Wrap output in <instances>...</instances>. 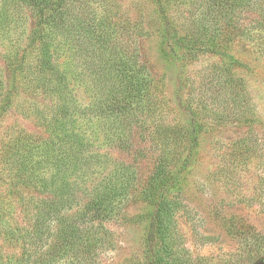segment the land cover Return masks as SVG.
Returning <instances> with one entry per match:
<instances>
[{
  "label": "trees",
  "instance_id": "1",
  "mask_svg": "<svg viewBox=\"0 0 264 264\" xmlns=\"http://www.w3.org/2000/svg\"><path fill=\"white\" fill-rule=\"evenodd\" d=\"M90 1L1 0L0 50L8 79L0 69V120L20 89L49 98L55 111L50 119L36 112L46 135L19 131L5 146L11 193L17 192L31 226L0 227L5 242L18 248H0V264H102L100 255L113 246L106 222L126 219L120 202L131 196L143 203L142 212L129 218L144 227L142 264H213L207 257L196 261L176 228L206 122L194 108L183 132L155 120V76L138 41L156 38L168 69L195 53L219 56L231 70L224 90L236 102L240 94L232 74L241 62L232 40L245 39L264 54V0H148L156 19L152 30L143 15L127 19L106 0H95L102 1L101 10L90 8ZM25 10L34 19L27 34L20 26ZM72 82H81L88 92L87 105L78 103ZM236 117L252 122L245 113ZM77 121L96 125L94 141L102 136L126 152L135 134L150 140L159 152L152 172L140 180L135 164L116 160L110 175L81 187L96 164L110 159L89 150L92 138L77 129ZM245 133L235 141L240 145L232 153L234 167L258 158L264 169V138L253 124ZM225 227L240 247L218 264H264L263 232L237 216L227 218Z\"/></svg>",
  "mask_w": 264,
  "mask_h": 264
},
{
  "label": "rangeland",
  "instance_id": "2",
  "mask_svg": "<svg viewBox=\"0 0 264 264\" xmlns=\"http://www.w3.org/2000/svg\"><path fill=\"white\" fill-rule=\"evenodd\" d=\"M106 2L127 19L133 20L143 15L146 27L151 30L156 23L152 4L148 0ZM89 6L101 10L102 1H90ZM184 12L186 14L187 11ZM23 14L20 26L27 34L34 19L28 10ZM179 15L183 17L181 13ZM138 44L155 76V96L159 100L155 120L183 132L187 129L190 108H194L200 119L206 122L203 143L184 194V207L177 214L176 228L182 246L196 261L207 257L213 264H218L237 253L240 247L238 238L230 235L225 227L227 218L237 216L238 220L244 219L264 233V169L258 163V158L238 167H234L231 159L234 148L240 145L235 142L236 138L246 136L245 130L250 125L253 124L260 140L264 138V54L245 39L236 37L232 40L233 52L241 62L235 66L232 74L237 80L240 94V100L235 102L224 90L228 88L231 70L224 66L219 56L195 53L186 58L184 65L178 64L168 69L160 59L156 38H140ZM3 52L4 49L0 50V69L8 79ZM63 59L61 57L59 61ZM59 67L62 68V65ZM240 77L243 79L240 80ZM71 84L78 103L87 105L90 96L81 82ZM37 111L44 112L45 118L50 119L55 105L43 95L20 89L14 106L0 120V215H5L3 221L0 217V227L31 226L17 192L11 193L12 166L8 163L5 146L11 138L17 137L15 135L19 131L46 135L37 119ZM240 113H245L252 122L238 121L236 116ZM218 114H222L224 119L219 118ZM75 126L79 130H86L92 138L90 151L99 152L110 159L109 164H96L94 170L83 177L81 187H89L104 175H110L116 160L135 164L140 180L146 179L152 172L159 152L158 149L154 150L150 140L144 142L135 134L134 146L126 152L110 147L102 136L94 141L97 133H91V130H96V125L89 128L77 121ZM139 149L144 154L138 153ZM120 205L126 219L121 216L106 222L112 234L113 246L104 251L99 260L102 264H142L144 227L142 223L129 218L142 212L143 203L131 196L121 201ZM3 238L0 234V248L7 252L18 251Z\"/></svg>",
  "mask_w": 264,
  "mask_h": 264
}]
</instances>
